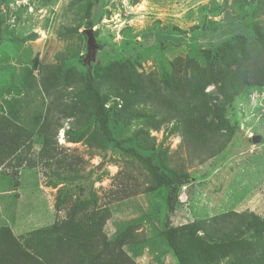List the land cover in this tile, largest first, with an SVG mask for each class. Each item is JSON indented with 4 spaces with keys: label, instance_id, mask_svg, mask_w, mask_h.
I'll return each instance as SVG.
<instances>
[{
    "label": "rangeland",
    "instance_id": "rangeland-1",
    "mask_svg": "<svg viewBox=\"0 0 264 264\" xmlns=\"http://www.w3.org/2000/svg\"><path fill=\"white\" fill-rule=\"evenodd\" d=\"M258 32L264 33V16L257 0H0V118L17 110L33 133L25 148L31 166L0 168V228L23 240L67 219L83 194L77 215L108 208L110 239L134 227L141 243L123 249L135 264H178L161 235L167 224L232 212L264 219V87L245 88L226 107L234 135L222 154L203 164L189 163L175 124L160 117L127 120L136 110L157 114L151 104L126 105L109 89L106 107L116 115L113 141H104L93 118L72 106L85 98L81 84L42 87L50 66L76 80L78 73L122 62L159 83L165 72L182 71L188 57L202 68L231 62L255 46ZM215 89L207 92L216 97ZM254 137L261 139L254 143ZM135 152L191 175L177 189L172 213V188L145 193L154 182Z\"/></svg>",
    "mask_w": 264,
    "mask_h": 264
},
{
    "label": "trees",
    "instance_id": "trees-1",
    "mask_svg": "<svg viewBox=\"0 0 264 264\" xmlns=\"http://www.w3.org/2000/svg\"><path fill=\"white\" fill-rule=\"evenodd\" d=\"M257 1L264 16V0ZM33 63L37 70L40 60L35 58ZM181 68L180 72H165L156 83L134 68L131 71L128 62L78 73L74 75L76 80L72 72L50 66L42 87L49 92L54 83L53 88L81 84L85 98L73 102L72 106L85 114L87 120L93 118L104 141H113L110 124L116 115L106 107L109 89L126 105L133 106L138 101V105L151 104L157 114L136 110L128 114L127 120L160 117L163 123L175 124L189 163L196 160L203 164L222 154L234 135L226 107L245 88L264 87V33L258 32L255 46L242 51L229 63L202 68L194 58L188 57L182 59ZM32 73L30 70L28 76ZM210 86L216 88V97L207 92ZM124 113L125 110L121 115ZM6 114L0 118V168L19 169L29 164L25 148L32 141L33 133L22 125L17 110L9 109ZM136 155L147 164L154 182L145 193L172 188L169 194L172 213L177 204V189L190 183L191 175L183 169L177 173L163 164L156 166L150 159ZM63 181L70 185L75 182L68 178ZM82 197L83 194L78 195L79 202L67 219L35 229L23 240L9 227H1L0 264H135L123 249L126 245L141 243L133 236L134 227L127 226L110 239L105 232L110 211L98 208L80 217L76 208L85 205ZM161 235L178 264H264V219L251 212L222 214L179 227L167 224Z\"/></svg>",
    "mask_w": 264,
    "mask_h": 264
},
{
    "label": "water",
    "instance_id": "water-1",
    "mask_svg": "<svg viewBox=\"0 0 264 264\" xmlns=\"http://www.w3.org/2000/svg\"><path fill=\"white\" fill-rule=\"evenodd\" d=\"M87 34H88V36H89V41H88V42H89V43H88V44H89V48H91V45H92L91 43L94 42L93 35H91V34H92V30H90ZM92 41H93V42H92ZM258 139L260 140L261 138H260V137H254V138H253V142L256 143ZM259 140H258V141H259Z\"/></svg>",
    "mask_w": 264,
    "mask_h": 264
}]
</instances>
